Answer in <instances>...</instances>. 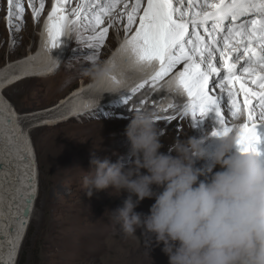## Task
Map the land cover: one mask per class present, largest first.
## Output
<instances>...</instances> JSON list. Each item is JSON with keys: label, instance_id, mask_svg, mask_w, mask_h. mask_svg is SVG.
Here are the masks:
<instances>
[{"label": "clouds", "instance_id": "clouds-1", "mask_svg": "<svg viewBox=\"0 0 264 264\" xmlns=\"http://www.w3.org/2000/svg\"><path fill=\"white\" fill-rule=\"evenodd\" d=\"M71 33L69 25L65 34ZM45 62L58 60L46 52ZM89 62L83 75L101 96L129 88L157 67L138 61L125 42L109 58ZM124 136L127 160L93 152L83 180L88 197L108 188L128 194L108 211L120 234L137 237L140 229L147 248L163 245L168 264H264V154L242 152L234 132L186 135L161 151V131L147 109L134 112ZM209 137L217 141L212 151ZM145 199H154L148 213L136 212Z\"/></svg>", "mask_w": 264, "mask_h": 264}, {"label": "rangeland", "instance_id": "rangeland-1", "mask_svg": "<svg viewBox=\"0 0 264 264\" xmlns=\"http://www.w3.org/2000/svg\"><path fill=\"white\" fill-rule=\"evenodd\" d=\"M78 2L70 0L67 9L75 7ZM33 3L39 7V0H33ZM23 4L25 20L23 17L18 22L13 21V25L19 24V32L15 27L10 29L6 23L7 0L0 8V66L7 57L15 59L24 54L27 45L36 39L45 8L39 18L34 19L32 9L27 6L28 0H23ZM126 19V15L116 17L99 49L98 60L109 52V44L115 45L116 32L122 29L119 26ZM102 27H108L107 22ZM90 36L86 29H72L60 65L47 75L22 79L5 87L2 91L4 98L21 115L56 103L75 88L78 81L90 80L82 72L83 68L90 66L87 57L93 54V50L86 46ZM145 84L126 106L121 97L55 122H44L41 117H33L30 122L21 119L20 126L26 128L35 154L37 194L15 264H168V257L161 251L163 245L153 243L147 248L149 238L142 236L140 229L136 232L139 238L124 237L111 221L108 211L122 205L128 195L126 192L116 195L112 188H108L94 191L88 197L83 184L84 177L91 174L89 161L93 152L115 162L128 147L124 138L116 134L126 124L120 128L119 125L109 126V123L129 122L136 109L151 110L155 117H175L177 109H182L186 102L173 90L163 91L166 88L164 83ZM160 85L162 89H159ZM141 96L145 97L143 104L135 101ZM169 105L173 107L169 108ZM156 122L157 125L164 124L162 120ZM241 122L233 120L229 126ZM186 135L194 137L192 132ZM162 141L167 142V137ZM153 203L154 199H145L135 211L147 214Z\"/></svg>", "mask_w": 264, "mask_h": 264}, {"label": "snow or ice", "instance_id": "snow-or-ice-1", "mask_svg": "<svg viewBox=\"0 0 264 264\" xmlns=\"http://www.w3.org/2000/svg\"><path fill=\"white\" fill-rule=\"evenodd\" d=\"M69 2L54 0L44 26L46 47H60L69 25L83 28L91 33L86 46L93 54L87 59L97 60L114 20L126 15L124 42L138 61L157 66L150 77L153 86L182 64L168 81L170 90L187 97L182 110L177 111L183 116L190 114L194 121L213 114L218 125L214 135L234 132L242 152L260 153L258 146L264 143V0H203L198 10V0H186L187 10L184 0H135L130 10L126 0H79L70 10L66 8ZM177 3L179 6H174ZM121 4L123 13L116 11ZM27 6L38 19L45 0H39L38 8L33 0H28ZM24 12L21 0H7L6 23L10 29L20 31L13 21L22 20ZM106 22L108 27H102ZM148 82L124 94L122 104L128 105ZM225 107L232 120L243 122L229 126ZM155 118L167 123L176 117Z\"/></svg>", "mask_w": 264, "mask_h": 264}, {"label": "bare ground", "instance_id": "bare-ground-1", "mask_svg": "<svg viewBox=\"0 0 264 264\" xmlns=\"http://www.w3.org/2000/svg\"><path fill=\"white\" fill-rule=\"evenodd\" d=\"M4 2L5 0H0V8ZM21 2L23 3V0H21ZM53 2L54 0L46 1L47 6L44 10L45 13L42 14L39 20L34 42L27 45L24 54L15 59L7 57L5 62L0 66V264L16 263L20 247L26 234L27 224L31 217V213L28 217H23L21 215V211L25 204L24 199L27 196H30L32 199L36 198L37 194V165L34 158L35 154L28 138L26 128L20 126V123H22L21 119L41 117L42 120H45L44 122L63 120L70 115L80 114L86 110L93 109L94 106L104 105V103L111 101V99H120L124 94L131 91L132 88L139 85V81L141 80H136L129 88L123 91L105 93L102 96L92 90L91 80H80L77 82L75 88L71 89L66 95L61 97L60 100H57L56 103L46 108L28 111L20 115L12 104L4 98L2 93L3 89L22 79L33 76H44L51 73L60 65L72 37V33L71 36H67L64 33L61 38L62 42L60 47L55 49L46 47L47 36L44 26L47 20V14L51 11ZM126 2L128 5L131 4L130 0H126ZM68 7L69 4L66 5V8ZM120 10H124L123 4L116 9L117 12ZM23 17L25 20V12ZM126 23L127 19L120 24L119 27H122V29L116 32L114 43L116 48L109 50L104 60L109 58L120 47L121 43L124 42V37L120 34L124 32L123 26ZM46 52L51 54L58 62L51 64L45 62ZM169 79L171 78L163 79L158 82L159 84H166V81ZM149 83L151 85V82L146 84ZM158 87L162 89L163 86L160 85ZM167 89L170 90L168 84H166V88L163 91H167ZM171 90L175 91L174 89ZM218 92L219 90L217 89V93ZM144 98L145 97L141 96L135 101L141 102L144 101ZM223 111L225 120L229 123L232 122L233 120L230 114L227 113L226 107ZM175 117V119L169 120L167 123L163 122L164 124L158 125L162 140L165 139V136L168 139V141L164 143L165 146L161 151L166 152L169 145L185 137L187 132H192L194 137L199 139L208 136L209 133H212L214 129L218 128L213 114H209L203 120L198 118L196 121L192 119L190 114L188 116H183L182 111L177 112ZM127 123V120L115 121L108 125H119L121 128ZM116 134L120 136V138L123 137L124 144H127L126 137L124 136V128L119 129ZM216 145L217 141L214 137H209V139L206 140V147L209 151H212ZM127 151L128 147L126 150L122 151L120 155L124 157L125 160L128 158ZM206 162L207 161H198L197 164L198 166H202ZM35 200L36 199H33L32 201V207Z\"/></svg>", "mask_w": 264, "mask_h": 264}, {"label": "water", "instance_id": "water-1", "mask_svg": "<svg viewBox=\"0 0 264 264\" xmlns=\"http://www.w3.org/2000/svg\"><path fill=\"white\" fill-rule=\"evenodd\" d=\"M22 114H25V112L22 113ZM32 119H33L32 117H29V118H27L26 122H30V121H32ZM24 122H25V118H24ZM33 199H35V198H33ZM33 199L30 196L25 197V199H24V201H25L24 208L21 211V215L23 217H28L30 215V213H31V207H32V203H33L32 202ZM25 210H27L26 213H25ZM25 214H27V215H25Z\"/></svg>", "mask_w": 264, "mask_h": 264}]
</instances>
